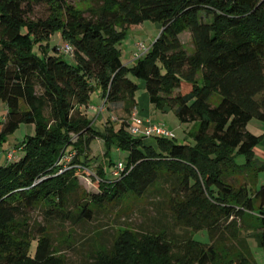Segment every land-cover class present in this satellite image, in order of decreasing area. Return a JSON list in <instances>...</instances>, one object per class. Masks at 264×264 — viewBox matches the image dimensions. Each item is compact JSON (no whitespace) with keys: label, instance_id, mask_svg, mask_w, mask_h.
<instances>
[{"label":"trees","instance_id":"16d2710c","mask_svg":"<svg viewBox=\"0 0 264 264\" xmlns=\"http://www.w3.org/2000/svg\"><path fill=\"white\" fill-rule=\"evenodd\" d=\"M82 1L88 9L65 0H0V142L21 125L34 127L13 149L24 156L0 165V264H70L52 226L76 227L125 198L156 195L180 233L124 229L78 264H256L250 241L264 251V187L252 186L264 167L254 150L264 135L246 127L264 123V0ZM39 6L45 19L32 18ZM146 21L159 24L160 34L123 65V39ZM185 32L190 54L180 41ZM55 34L62 45H51ZM135 81L156 110L195 124L192 144L133 136L128 120L93 127L91 95L100 94L103 108L121 104L129 116ZM213 94L221 99L216 106ZM95 140L105 147L104 164L95 171L99 193L87 194L78 177L90 170ZM112 150L127 157L109 180ZM35 212L43 223L32 221ZM200 234L208 242L195 239Z\"/></svg>","mask_w":264,"mask_h":264},{"label":"rangeland","instance_id":"374dc122","mask_svg":"<svg viewBox=\"0 0 264 264\" xmlns=\"http://www.w3.org/2000/svg\"><path fill=\"white\" fill-rule=\"evenodd\" d=\"M68 4L76 6L78 9L85 10L89 8V3L82 0H65ZM87 16V14H85ZM48 16V10L44 6H39L34 9L33 19H45ZM160 34V25L150 21H146L143 24L131 29L127 36L123 39L120 50V61L123 65L129 64L138 52L137 45L143 44L148 46L151 44ZM180 41L183 44L185 50L190 54L192 53V44L187 32L180 36ZM51 45H62L60 36L55 34L52 36ZM63 59L70 64L74 61L69 55H63ZM139 85V89L135 94L137 103H139V111L143 117H148L144 121H149L152 124L164 126L167 130L173 132L175 141L177 144H192V141L188 137V133L195 127L194 123H181L173 111L162 112L156 110L152 105V110L149 109L148 96L144 90V83L141 81H135ZM220 97L218 94H213L211 97V104L216 106L220 103ZM95 104V110H88L89 118L92 119V125L95 129L104 131V122L110 121L115 127L121 122L128 120L133 122V115L138 116V111L133 110L131 115L126 116L123 112L122 105H106L99 111V108L103 105V101L98 92H94L90 97V104ZM6 113L4 105L0 101V123ZM100 119L99 121H97ZM247 131L255 136L264 135V123L257 120H251L246 127ZM34 127L21 125L12 135L7 137L4 141L0 142V165L7 162L8 152L15 149L20 143L23 142L25 137L33 136ZM105 153V147L103 142L95 140L89 147L88 158L90 160V170L86 172V175L78 177V184L82 191L87 194H98L99 191L94 183L95 171L99 165L104 164L103 155ZM255 160L264 167V140L255 148ZM24 156L22 151L16 150L14 158L16 161ZM127 153L124 151L112 150L111 160L116 165L121 163L125 164ZM9 162V161H8ZM11 162V161H10ZM235 163L237 165H243L245 159L243 157H236ZM105 166V165H104ZM113 167L107 168L106 175L110 180L113 175ZM240 182L246 184H252L253 178L238 179ZM253 185V184H252ZM255 190H259L264 187V170H261L257 174L256 182L254 186ZM161 198L156 196L149 197L147 201L137 200L133 197H128L123 202L116 206H108L101 210L94 212V218L92 221L85 224L78 225L76 227L70 226L68 223H61L51 227V234L54 242H58L62 246L61 250L65 259L70 264H78L86 260L90 251H94L99 245L109 247L116 234L121 233L124 229H130L137 232H146L158 230L159 228H168L173 231V234L180 233L179 230L172 226V221L166 206L160 202ZM254 217V216H253ZM255 218V217H254ZM252 219V218H251ZM254 220V219H252ZM32 221L38 223L42 222V217L39 212H35L32 216ZM67 239V242H64ZM198 241L208 242L205 234H200L195 237ZM58 240V241H57ZM68 244L69 247H66ZM250 248L253 253V257L256 264H264V251L259 249L254 241H250ZM34 249L32 250L33 253Z\"/></svg>","mask_w":264,"mask_h":264},{"label":"built area","instance_id":"2783aa9c","mask_svg":"<svg viewBox=\"0 0 264 264\" xmlns=\"http://www.w3.org/2000/svg\"><path fill=\"white\" fill-rule=\"evenodd\" d=\"M138 52L134 56L133 60L138 59L140 56H142L144 53L147 52V47L143 44L137 45ZM64 52L67 54H71L72 50L69 46H64ZM103 107L99 109V111H102ZM133 125L129 128L130 133L133 136H140L146 140L148 139H154V138H167V139H173L174 136L171 131L167 130L164 126L152 124L149 121H143L138 116L133 115ZM15 155V151L11 150L8 152L7 160L11 161L13 160ZM124 166L119 163L116 164V166L113 169V176L119 177L120 174L123 172Z\"/></svg>","mask_w":264,"mask_h":264},{"label":"crops","instance_id":"0c3cea01","mask_svg":"<svg viewBox=\"0 0 264 264\" xmlns=\"http://www.w3.org/2000/svg\"><path fill=\"white\" fill-rule=\"evenodd\" d=\"M136 103H137V99H136ZM95 108H96V105L93 103L92 105L91 104H89V107H88V110H95ZM152 105L149 103V109H150V111L152 110ZM135 110H137L138 111V118H140V119H142V120H149V119H147L148 117H143V115H141V112L139 111V103H137L136 104V109ZM88 115H89V113H88ZM4 118V117H3ZM3 118H2V120H3ZM100 119H98L97 121H99ZM101 121V120H100ZM172 132V131H171ZM172 134H173V132H172ZM175 138V137H174ZM7 162H5V163H3L2 165H5Z\"/></svg>","mask_w":264,"mask_h":264}]
</instances>
